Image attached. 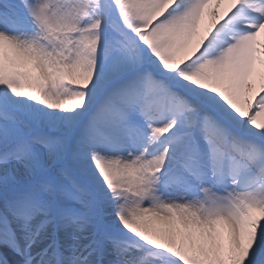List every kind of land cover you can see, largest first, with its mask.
Wrapping results in <instances>:
<instances>
[{"label":"bare ground","instance_id":"1","mask_svg":"<svg viewBox=\"0 0 264 264\" xmlns=\"http://www.w3.org/2000/svg\"><path fill=\"white\" fill-rule=\"evenodd\" d=\"M31 1L79 50L73 64L67 56L51 57L52 44L26 22L19 0H0V90L10 101H23L19 108L27 113L54 112L51 130L59 129V139L75 133L68 154L74 162L57 172L64 174L59 178L69 176L99 194L107 204L103 213L126 229L149 223L164 229L168 245L185 241L214 256L229 253L249 264L264 260V203L253 200L264 184V153L250 143L264 147V0H123L132 11L153 6L157 14L149 24L165 36L163 45L177 47L174 29L188 27L183 52L172 60L179 63L170 71L148 64L133 68L141 64L136 46L118 33L115 40L109 37V20L93 13L97 0ZM97 48L113 63L105 80L95 76ZM53 76L60 81L56 89L69 96L58 108L38 96ZM194 110L224 119L220 135L205 129L216 144L198 131L195 123L204 116ZM231 143L241 145L238 159L226 155ZM183 157L187 166L180 171ZM198 175L216 188L230 186L234 214L215 207L213 222L203 221L200 200L177 193L186 189V178L197 182ZM6 224L0 264H94L89 252L59 254L46 234ZM130 253L125 264L139 255Z\"/></svg>","mask_w":264,"mask_h":264},{"label":"rangeland","instance_id":"2","mask_svg":"<svg viewBox=\"0 0 264 264\" xmlns=\"http://www.w3.org/2000/svg\"><path fill=\"white\" fill-rule=\"evenodd\" d=\"M19 3L22 13L27 18L26 22L37 26L45 39L52 44L48 46L49 55L61 60L67 56L70 58L69 62L73 64L79 47L73 42L66 41V37L54 29L33 1L19 0ZM97 3L93 13L109 20V37L115 40L114 36L118 33L128 41L127 43L136 46L141 64H134L133 68L148 64L152 67H161L162 71L163 69L170 71L179 63L172 60L175 54L183 52L184 46L181 43L188 38L186 29L188 27L184 23L180 28L174 29L180 38L179 44L174 48V42L163 45L165 36L160 38L151 29L149 20L157 14L152 5H149V9L142 7L140 11L138 9L132 11L130 3L123 0H97ZM164 4L162 2L161 6ZM92 18L91 14L89 19ZM137 37H140V44H136ZM98 52L102 55L104 48L101 50L97 48L94 54L95 76L98 80L107 79L112 74H109V71L113 69V63L108 57L97 55ZM193 77L194 75L190 78ZM197 81L198 79L195 82ZM59 83V79L53 76L51 86L49 83L40 88L41 92L38 94L39 97L44 95L46 100L52 103V108H58L57 102L69 97L56 89ZM198 83L202 85L204 82ZM22 103L19 98L10 101L0 90L1 233L9 232L6 223L12 221L20 231L36 230L46 234L52 241L54 250L58 245H62L61 252L64 255L73 256L79 253L80 249L84 253L89 252V258L95 264H125L132 249L139 253L136 258L131 259L132 264H249L245 259H234L229 253L214 256L195 243L184 241L180 244H165L166 238L162 236L164 229H155L149 223L140 229H126L115 223L113 215L107 216L103 213L107 204L99 194L70 179L69 176L59 178V175L64 174L57 172L65 171V168L74 162L68 154L75 133L66 139H59L57 135L59 129L51 130L55 127L52 120L55 118L54 112L49 115L41 109L42 112L27 113L19 108L22 107ZM43 103L40 101L36 104L42 106ZM194 114L204 116L195 124L201 134L216 144L215 137L206 133L205 129L213 127L212 134L220 135L224 119L215 120L200 110H194ZM128 124L134 127L142 126L141 121L135 120H130ZM250 143L264 153V147L256 142ZM240 148V144L231 143L225 151L226 155L238 159ZM59 154L61 157H58ZM185 154L188 155L189 150ZM186 162L187 159H184L182 165H179L180 171H185ZM191 177L186 178V189L179 188L177 193H191L200 200L197 206L202 208L200 214L203 221L213 222L210 219L214 218L211 213L215 207L219 208L221 214L226 212L234 214L229 207L232 199L230 186L216 188L211 180L201 175L196 176L197 182H193ZM261 179L264 181V173ZM253 193V200L256 203H264V184L257 187ZM154 216H157L156 212ZM257 264H264V260Z\"/></svg>","mask_w":264,"mask_h":264}]
</instances>
